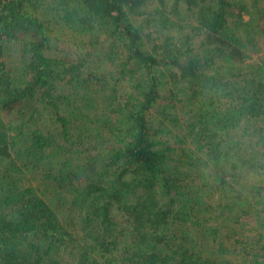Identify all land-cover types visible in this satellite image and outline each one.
Segmentation results:
<instances>
[{"label":"trees","instance_id":"1","mask_svg":"<svg viewBox=\"0 0 264 264\" xmlns=\"http://www.w3.org/2000/svg\"><path fill=\"white\" fill-rule=\"evenodd\" d=\"M261 1L0 0V264H264Z\"/></svg>","mask_w":264,"mask_h":264},{"label":"rangeland","instance_id":"2","mask_svg":"<svg viewBox=\"0 0 264 264\" xmlns=\"http://www.w3.org/2000/svg\"><path fill=\"white\" fill-rule=\"evenodd\" d=\"M152 4H149V7L146 9H150ZM50 7V6H49ZM261 7L263 8L264 12V0L261 1ZM260 30H263L262 33L258 36V53L255 55L254 58L257 56H262L264 54V18L260 22L259 26ZM171 106H174L173 103H171ZM180 106H176L175 109H172L171 111L176 114L180 115ZM43 118L41 120V126H47L49 124V117L46 113H43ZM40 122V121H39ZM247 133L244 134L241 141H239V150L236 157L233 158L232 164L235 165V169H237L232 176L235 179L234 188L238 192L241 193V198L237 200H241L243 208H245L246 202L244 199L248 197V201L250 202V191L253 186H257L259 189H261L260 194L263 196L264 199V191L262 188H264V118L258 119L257 121L253 122L251 125L246 127ZM166 140L170 141V138L166 137ZM238 140V137L236 138ZM209 166L205 169L208 170L212 167V164L207 159ZM225 168L227 169L226 174L229 178V170H228V163L224 164ZM231 177V176H230ZM233 179V178H232ZM211 182V181H209ZM230 182V181H229ZM248 186V189L246 188ZM247 189V190H246ZM247 196V197H245ZM252 197V196H251ZM253 198V197H252ZM252 203L255 201L254 199L251 200ZM259 206V205H258ZM259 209V207H258ZM256 209V210H258ZM251 217L257 216L256 214H253L254 211L248 210ZM247 217V216H246ZM245 216L241 215V222H243L244 218L247 222V228L254 227L255 219L251 218L248 219ZM259 217L261 221L264 222V210L259 214ZM233 220H231L232 222ZM218 223V222H216ZM213 223V224H216ZM229 223V222H228ZM210 223V225H213ZM220 226V223L219 225ZM253 231V232H252ZM254 233V230L249 229L246 231V229L239 233L235 238H238L239 240H245L248 241V237H250ZM209 247V246H208ZM207 253L203 252L201 259L205 261L206 264L209 263V259L206 257ZM201 264H203L202 261H200Z\"/></svg>","mask_w":264,"mask_h":264},{"label":"crops","instance_id":"3","mask_svg":"<svg viewBox=\"0 0 264 264\" xmlns=\"http://www.w3.org/2000/svg\"><path fill=\"white\" fill-rule=\"evenodd\" d=\"M237 169H235V171H236ZM236 173V172H235ZM246 188H248V186L246 187Z\"/></svg>","mask_w":264,"mask_h":264}]
</instances>
